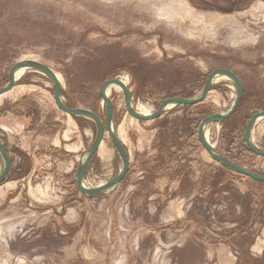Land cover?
I'll return each mask as SVG.
<instances>
[{
	"label": "rangeland",
	"instance_id": "rangeland-1",
	"mask_svg": "<svg viewBox=\"0 0 264 264\" xmlns=\"http://www.w3.org/2000/svg\"><path fill=\"white\" fill-rule=\"evenodd\" d=\"M27 58L59 74L68 105L103 120L105 79L126 80L133 106L153 112L185 89L197 94L213 69L229 68L242 81L243 101L231 120L207 127L208 137L264 173V157L244 143L249 117L264 107V0H0V86ZM53 92L47 76L27 71L0 96V136L12 158L0 186V264H115L127 252L126 264H264V207L254 204L264 185L222 168L198 142L194 124L178 132L232 103L228 79L214 82L203 102L167 108L149 121L131 116L123 92L110 89L130 170L93 199L79 191L76 171L96 125L61 111ZM64 133L68 139L55 145ZM252 135L264 148V119ZM103 143L111 156L94 154L84 177L89 186L121 166L108 132ZM257 209L262 215L251 224ZM132 211L147 215L133 219ZM240 219L243 235L235 234ZM140 232L145 259L129 257Z\"/></svg>",
	"mask_w": 264,
	"mask_h": 264
},
{
	"label": "water",
	"instance_id": "water-1",
	"mask_svg": "<svg viewBox=\"0 0 264 264\" xmlns=\"http://www.w3.org/2000/svg\"><path fill=\"white\" fill-rule=\"evenodd\" d=\"M21 75L18 77V73ZM27 71H35L42 73L47 76L54 86L53 97L56 106L63 112L70 116L85 117L92 120L96 125V134L91 143V145L82 151L77 165V186L81 194L87 199L98 198L102 193L108 192L116 188V186L125 178L130 170V156L129 151L125 147V144L121 140L114 119V102L113 98L109 96L107 90L110 86H118L124 94L125 104L127 112L136 119L149 121L160 117L164 110L167 108L174 107L176 105H192L203 102L208 93L211 91L214 82L219 78L228 79L235 87L236 95L232 103L225 109L217 111L206 116L199 125L198 137L201 141L202 146L210 155V157L219 163L220 165L228 168L229 170L246 175L251 179L264 182V173L258 172L248 166L241 165L225 154L220 152L216 146L207 137L206 131L207 127L214 122H223L225 119L229 118L238 109L242 96H243V84L240 77L231 69L226 67H218L209 72L207 79L200 89V91L194 96L184 97V96H170L163 99L158 107L151 113H141L133 106L132 90L128 84L121 77L108 78L103 81L100 86V95L105 103V120H103L97 113L93 110L84 107H71L64 100L62 95L63 85L57 75V72L52 69L49 65L33 58L21 59L14 63L10 68L9 81L0 86V96L12 90L20 77ZM264 119V110L257 111L252 114L249 121L247 122L245 128V140L248 148L251 152L258 156L264 157V148L259 146L253 140V129L257 121ZM109 133L114 150L119 155L121 160V166L115 173L113 177L107 181L100 183L96 186L85 185L84 177L86 170L89 166L90 160L94 154L98 151L100 145L103 142L106 133ZM0 157L2 160V168L0 170V186L6 181L12 166V158L8 150L6 149L4 142L0 136Z\"/></svg>",
	"mask_w": 264,
	"mask_h": 264
},
{
	"label": "trees",
	"instance_id": "trees-1",
	"mask_svg": "<svg viewBox=\"0 0 264 264\" xmlns=\"http://www.w3.org/2000/svg\"><path fill=\"white\" fill-rule=\"evenodd\" d=\"M207 79V78H206ZM195 94V92H193V91H189V90H183V91H181V92H179V93H177V94H175V95H179V96H184V97H190V96H193ZM175 95H172V96H175ZM170 97V96H169ZM243 98V97H242ZM241 101H243V100H241ZM193 105H195V104H192V105H185V106H193ZM257 105H260V104H257ZM71 106V105H70ZM240 106H241V104H240ZM262 105H260V106H257L258 108H257V110L255 111V112H257V111H262V110H264V107H261ZM71 107H73V106H71ZM260 107V108H259ZM255 112H253V113H255ZM203 113V112H202ZM205 113V112H204ZM252 113V114H253ZM200 114V113H199ZM210 114H212V113H210ZM210 114H205L202 118H200V119H198L197 117L196 118H192V119H190L189 120V123H187V125L185 126L184 124H182L183 126H181L183 129L182 130H180L179 128H178V132H180L181 134H182V131H185V130H187L188 129V127H190L191 125H190V123H192V124H194L195 126H196V136H197V140H198V142L200 143V145L202 146V144H201V141H200V139H199V137H198V130H199V125H200V123H201V121L206 117V116H208V115H210ZM233 115V114H232ZM232 115L229 117V118H227V119H225L222 123H225L226 121H228L229 119L231 120V118H232ZM252 116V115H251ZM250 116V117H251ZM250 117H249V119H250ZM249 119H248V121H249ZM247 121V122H248ZM246 125H247V123H246ZM237 128V124H231V127H230V131H235V129ZM245 128H246V126H245ZM192 134L194 135L195 133L194 132H192ZM178 137H180V136H178ZM171 140V139H170ZM244 143H245V147H246V150H248L249 152H251L250 151V149L248 148V146H247V143H246V140H245V130H244ZM203 147V146H202ZM204 148V147H203ZM251 154H254L253 152H251ZM227 157H229L231 160H233V161H235V162H237V163H239L237 160H235V158H233L230 154H225ZM240 164V163H239ZM222 168H224L225 170H228V171H231V170H229L228 168H226V167H224V166H222V165H220ZM11 168H12V166H11ZM250 178V177H249ZM253 182H255L256 184H260V185H264V182H262V181H257V180H254V179H251ZM77 184V183H76ZM262 197L260 198L261 200H262V202L261 203H255L254 202V204L255 205H257L258 207H264V193H262V195H261ZM259 213V214H256V213ZM256 213H255V216H254V219H252L251 220V224H255L256 222H257V219H258V217L259 216H261L262 215V213H261V210H259V209H257V211H256ZM239 220V219H238ZM241 222V223H240ZM240 222L238 221V224L240 225L239 226V228L237 229V232L235 233V234H239V235H243V233L245 232L244 231V224H243V220L242 219H240ZM246 233H248V231L246 232Z\"/></svg>",
	"mask_w": 264,
	"mask_h": 264
},
{
	"label": "crops",
	"instance_id": "crops-1",
	"mask_svg": "<svg viewBox=\"0 0 264 264\" xmlns=\"http://www.w3.org/2000/svg\"><path fill=\"white\" fill-rule=\"evenodd\" d=\"M62 139L63 140H67L68 139L66 133H64L62 137L58 136V137H56L54 139L55 145H58V143L61 142ZM65 148H66V150H72V149H76L77 146L76 145H72V144H67V145H65ZM82 150L83 149H79V153L80 154H81V151ZM98 154H99V156L104 157V158L105 157H108V156H111V153L108 151V148L104 145L103 142H102V144L100 145V147L98 149ZM170 211L172 213L174 212L172 209ZM146 215H147V212L146 211H132L130 213V217L133 218V219H135V218L141 219L142 217H145ZM141 233L142 232L139 233V238L137 240L136 239H132L131 244H132L133 247L130 248V246H129V249H130L129 250V252H130L129 257H131V255H133V254H135L137 256L136 252H138L139 256H142L143 255L144 259L148 257L149 254H148V250L146 248V242L145 243L142 242V239L140 238L142 236ZM175 249L178 252H180V248H175ZM127 257H128V252L125 255L123 254V256L120 257V258L114 259V263L115 264H126ZM135 259H137V258H135Z\"/></svg>",
	"mask_w": 264,
	"mask_h": 264
},
{
	"label": "bare ground",
	"instance_id": "bare-ground-1",
	"mask_svg": "<svg viewBox=\"0 0 264 264\" xmlns=\"http://www.w3.org/2000/svg\"><path fill=\"white\" fill-rule=\"evenodd\" d=\"M21 72L22 71H20L19 73H18V77L21 75ZM57 75L59 76V74L57 73ZM59 78H60V76H59ZM61 80V79H60ZM124 80V79H123ZM126 83H127V81L126 80H124ZM116 89V90H118V89H120L118 86H116V85H114V86H110L109 88H108V90H107V93L109 94V92H110V89ZM2 96V95H1ZM135 109H137V108H135ZM139 112H141V113H151L148 109H137ZM206 134H207V137H208V133H207V131H206ZM121 138V137H120ZM122 140V139H121ZM105 182V181H104ZM85 183V182H84ZM103 183V182H102ZM85 185H87L86 183H85ZM87 186H89V185H87ZM93 187V186H92Z\"/></svg>",
	"mask_w": 264,
	"mask_h": 264
}]
</instances>
